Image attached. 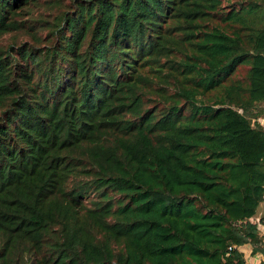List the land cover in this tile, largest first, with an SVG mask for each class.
Returning <instances> with one entry per match:
<instances>
[{
	"label": "trees",
	"instance_id": "1",
	"mask_svg": "<svg viewBox=\"0 0 264 264\" xmlns=\"http://www.w3.org/2000/svg\"><path fill=\"white\" fill-rule=\"evenodd\" d=\"M262 119L264 0H0V264L264 255Z\"/></svg>",
	"mask_w": 264,
	"mask_h": 264
},
{
	"label": "crops",
	"instance_id": "2",
	"mask_svg": "<svg viewBox=\"0 0 264 264\" xmlns=\"http://www.w3.org/2000/svg\"><path fill=\"white\" fill-rule=\"evenodd\" d=\"M258 124H260L264 128V119L262 120H257ZM264 215H257L253 218V220H257L258 218H263ZM242 251L245 261L247 264H264V255L261 254H256L253 255L251 253V248L248 245H244L243 247L240 248Z\"/></svg>",
	"mask_w": 264,
	"mask_h": 264
},
{
	"label": "built area",
	"instance_id": "3",
	"mask_svg": "<svg viewBox=\"0 0 264 264\" xmlns=\"http://www.w3.org/2000/svg\"><path fill=\"white\" fill-rule=\"evenodd\" d=\"M252 122L254 123V121H252ZM262 201H263V204H264V196H263V198H262ZM253 222L256 224V229H257L258 234H259L261 237L264 238V218L259 219V220H256V221L253 220ZM231 250H232V248L229 247V248H228V251H231ZM241 252H242V251H241Z\"/></svg>",
	"mask_w": 264,
	"mask_h": 264
},
{
	"label": "rangeland",
	"instance_id": "4",
	"mask_svg": "<svg viewBox=\"0 0 264 264\" xmlns=\"http://www.w3.org/2000/svg\"><path fill=\"white\" fill-rule=\"evenodd\" d=\"M257 215H259V216L264 215V204H260V206L258 207L255 216H257ZM259 219H262V218H258L257 220H259Z\"/></svg>",
	"mask_w": 264,
	"mask_h": 264
}]
</instances>
